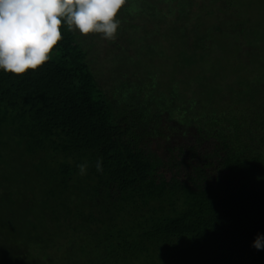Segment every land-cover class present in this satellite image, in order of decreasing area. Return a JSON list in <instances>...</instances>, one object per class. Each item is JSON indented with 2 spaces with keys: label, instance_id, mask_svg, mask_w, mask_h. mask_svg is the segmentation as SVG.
Returning a JSON list of instances; mask_svg holds the SVG:
<instances>
[{
  "label": "trees",
  "instance_id": "obj_1",
  "mask_svg": "<svg viewBox=\"0 0 264 264\" xmlns=\"http://www.w3.org/2000/svg\"><path fill=\"white\" fill-rule=\"evenodd\" d=\"M118 19L0 71V264H264V0Z\"/></svg>",
  "mask_w": 264,
  "mask_h": 264
},
{
  "label": "clouds",
  "instance_id": "obj_2",
  "mask_svg": "<svg viewBox=\"0 0 264 264\" xmlns=\"http://www.w3.org/2000/svg\"><path fill=\"white\" fill-rule=\"evenodd\" d=\"M127 0H0V71L23 75L46 63L63 39L62 23L82 36L113 40ZM82 174L86 165H79ZM102 171V161L96 164ZM253 247L264 250V234Z\"/></svg>",
  "mask_w": 264,
  "mask_h": 264
},
{
  "label": "rangeland",
  "instance_id": "obj_3",
  "mask_svg": "<svg viewBox=\"0 0 264 264\" xmlns=\"http://www.w3.org/2000/svg\"><path fill=\"white\" fill-rule=\"evenodd\" d=\"M254 7V6H253ZM262 9H261V7H254V9H253V11H251L252 12V17L256 20V18H259L258 17V14L260 13V11H261ZM163 134H164V137L162 138V141H169V142H172L173 141V146H175V145H179V142L177 141V139H176V137H171L170 136V133L168 132V131H166V129L164 130V128H163ZM180 140H181V143L182 142H187V143H193V142H195L196 141V137L195 136H193V137H190V138H188V137H185L184 135H182V137H180ZM193 141V142H192Z\"/></svg>",
  "mask_w": 264,
  "mask_h": 264
}]
</instances>
